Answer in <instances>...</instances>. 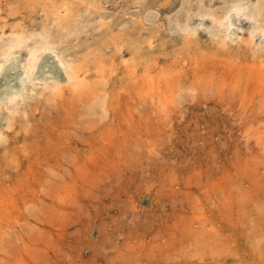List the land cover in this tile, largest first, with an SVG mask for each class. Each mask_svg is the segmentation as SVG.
<instances>
[{"label":"rangeland","instance_id":"rangeland-1","mask_svg":"<svg viewBox=\"0 0 264 264\" xmlns=\"http://www.w3.org/2000/svg\"><path fill=\"white\" fill-rule=\"evenodd\" d=\"M64 1L0 0V34ZM125 1L124 33L101 35ZM135 1L100 0L98 29L92 0H69L104 67H86L81 94L29 100L5 128L0 264H264L263 54L240 37H185L189 0L156 18ZM141 11L149 24L134 31Z\"/></svg>","mask_w":264,"mask_h":264},{"label":"bare ground","instance_id":"bare-ground-1","mask_svg":"<svg viewBox=\"0 0 264 264\" xmlns=\"http://www.w3.org/2000/svg\"><path fill=\"white\" fill-rule=\"evenodd\" d=\"M66 1L63 3L65 5V13L62 9H60V5L56 6L54 3L52 5L55 6L53 12L50 11L51 14L47 13L48 16L45 14L46 19L42 22L38 23L30 21V19L29 23L26 21L18 23L17 26L12 27L9 33L4 30V27L1 29L3 34H0V120H3V123L2 126H0V139L4 138L5 128L10 129L14 127V124L18 121L17 117L23 113V110L27 106L29 107L31 105V101L39 98L44 93H47V96L58 95L67 87H74L75 89H73V93L81 94L83 89L85 91L87 88L92 86L90 83L86 82V76L83 75V73L86 72V67L95 61L97 62V66L100 65V69L103 70L104 64L99 63L100 59H94V56L97 58L96 53L94 54L95 43L87 40V38L89 39L87 36L88 33L77 29L80 28L79 26L83 20V17L80 16V6L76 7L73 3L72 5H69V0ZM198 1L199 0H189L188 4H185V8L188 12L187 14L182 13V16L184 17L183 20L186 23L182 26V30L188 33L185 37H189L192 36L190 34L195 35L200 31H203L214 36V43L218 42L221 44L229 43L230 40L240 37L247 43L251 44L253 48L259 50L264 57V0H201V4H199ZM218 1L221 2L222 6L218 8H216L217 6L213 7L212 4H215ZM99 2L100 0H92L93 12H90L91 15L95 16L94 18L100 17L99 20H101V22L98 29L101 28L103 24L109 23L106 18L101 16V14H96L97 11L95 10L99 8ZM170 3L171 2L168 0H136L134 5L140 7L139 9L142 11L153 8L152 10L156 11V15L154 17L156 18L159 15V12L157 11H160V8L169 7ZM131 6L132 5L129 2L127 3L125 1V5H123L124 8H122V10L120 9V14L116 15V22L114 21L115 23L112 24L109 23L107 29H103L101 31V35L108 32L109 38L110 34L115 36V33L117 36H121L124 31L123 33L121 30L118 31L120 28L116 29L115 24L118 22L117 19L129 14V7ZM179 6L181 7V4H179ZM85 8L87 7L85 6ZM101 8L104 9L102 6ZM185 8L183 10H185ZM142 11L141 13L133 14V16H137L135 23L131 25L132 28H134L132 29L134 31L136 24H140V26H137L142 30H144L147 27V24H149L147 23L149 18L143 15ZM70 17H73L71 21H76L75 24H77L73 29L70 27V24H67V21H70ZM91 18L93 17L88 18V20ZM123 21L124 20H120L118 25H122ZM51 22L54 24L50 25ZM113 27L114 30L110 31ZM96 31H98L96 28L94 31L91 30V32H95V34ZM68 35H70V37H68ZM92 54L94 55L92 56ZM102 97L100 104L101 106H104L106 98ZM20 102H23L22 107H19ZM164 104L166 103L164 102ZM92 122L95 123V121ZM95 160L97 159L95 158ZM98 181L99 179H97V182ZM63 183L61 184L64 185Z\"/></svg>","mask_w":264,"mask_h":264}]
</instances>
